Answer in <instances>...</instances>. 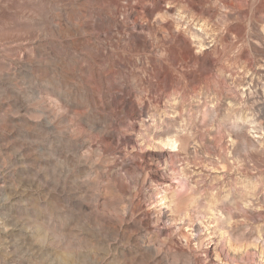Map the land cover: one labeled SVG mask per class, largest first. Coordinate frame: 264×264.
<instances>
[{"label": "rangeland", "instance_id": "obj_1", "mask_svg": "<svg viewBox=\"0 0 264 264\" xmlns=\"http://www.w3.org/2000/svg\"><path fill=\"white\" fill-rule=\"evenodd\" d=\"M0 264H264V0H0Z\"/></svg>", "mask_w": 264, "mask_h": 264}, {"label": "bare ground", "instance_id": "obj_2", "mask_svg": "<svg viewBox=\"0 0 264 264\" xmlns=\"http://www.w3.org/2000/svg\"><path fill=\"white\" fill-rule=\"evenodd\" d=\"M173 141V140H172ZM171 141V142H172ZM178 143V142H177ZM177 143H176V141L174 140V142L172 143V146L171 147H173V149L175 148V149H177L176 147H177ZM170 144V143H169Z\"/></svg>", "mask_w": 264, "mask_h": 264}]
</instances>
